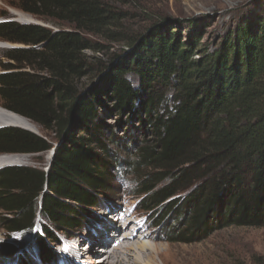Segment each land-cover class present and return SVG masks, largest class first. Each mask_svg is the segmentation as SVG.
Wrapping results in <instances>:
<instances>
[{
	"label": "trees",
	"instance_id": "16d2710c",
	"mask_svg": "<svg viewBox=\"0 0 264 264\" xmlns=\"http://www.w3.org/2000/svg\"><path fill=\"white\" fill-rule=\"evenodd\" d=\"M15 8L58 30L0 22V42L28 47L3 50L0 108L53 131L60 144L45 171L0 169V211L12 219H2L3 227L31 229L37 213L50 239L81 227L87 209L99 203L97 194L106 190L109 172L92 147L111 156L105 142L112 138L119 145L100 110L150 128L152 140L137 162L147 170L136 193L144 196L139 210L159 207L188 220L186 231L166 233L167 242L206 237L210 223L264 227V17L229 30L209 51L193 25L185 27L182 42L178 20L160 19L129 38L120 27L121 13L101 0H20ZM95 37L125 42L127 50L92 65L84 54L102 50ZM128 73L138 77V89ZM94 74L98 88L73 87L76 79ZM49 149L31 132L0 128V155ZM152 224L160 226L159 220ZM38 241L40 255L52 260L44 240Z\"/></svg>",
	"mask_w": 264,
	"mask_h": 264
},
{
	"label": "rangeland",
	"instance_id": "374dc122",
	"mask_svg": "<svg viewBox=\"0 0 264 264\" xmlns=\"http://www.w3.org/2000/svg\"><path fill=\"white\" fill-rule=\"evenodd\" d=\"M101 1L121 13L120 27H122V30L129 38L143 33L151 23L160 19L164 18L169 21L178 20L183 22L181 24L182 42L188 36V30H185V27L193 25L203 35L201 40L203 48H207L209 51L215 49V44L219 41L220 37L225 35L229 30H234L238 26L248 23H256L264 17V0ZM19 2L20 0H0V22L9 21L20 25H35L47 28L49 31L58 30L51 22L15 8L19 6ZM63 27L67 28V25ZM92 42L98 44L102 49L99 52L85 51V58L92 65H95V62L98 60L105 63L113 53H118L122 49L127 50L125 42H110L98 37L92 38ZM30 48L38 49L40 47L33 46ZM8 49L27 50L28 47L16 43L0 42V62L3 65L5 64L2 58L3 50L6 51ZM33 73L39 75L36 72ZM97 75L94 74L76 79L73 87L77 91L93 87V89H96L101 84ZM126 78L134 88H139V79L136 75L128 73ZM172 94L173 91L166 94L165 101H167L168 106L172 104ZM0 110L5 112L1 108ZM100 113L110 131L109 133L112 132V135L119 138V145L111 143L112 138H109V141L105 142L107 149L111 152V156L98 152L92 147L109 166V172L105 181L106 190H102L100 194H97L99 202L97 207L87 209V212L81 219V227L69 232L68 237L60 232H55V236L51 237V239L46 237L43 230H41L40 226L44 225V219L38 213L35 216V222L31 226V229L26 228L14 232L1 225L2 219H12L0 211V264H69L70 261L66 258L67 255L64 251L66 243L72 237L77 239L75 241H79L82 238L90 239L89 242L81 243V253L84 252L97 236L96 230L107 229L103 226L104 223L110 226L107 232L105 231L107 235L109 233V237L104 234V239L110 243L112 242L111 246H113L120 239L112 238V231L118 230L117 234L123 231L120 228L122 223L118 221L121 217V212H130L132 215L131 219L141 223L144 226L142 229L149 232L150 238L146 237L140 244H144L148 248H153L156 245L161 252L168 251L167 258L169 261L175 255H185V264H264V227L246 228L232 226L218 228L219 223H210L212 232L206 237L202 234H197L192 237L193 242L190 244L167 242L166 233L170 230H174L175 232L186 231L188 229V220L187 216L181 218L180 216L172 215V212L169 213V210L159 209V207L152 209L150 212L139 210L141 199L144 196L136 195V193L139 191V181L147 170L143 167L138 168L137 162L140 149L147 144L149 145L152 140L150 128L141 124L136 119L132 122H127L128 116L126 114L109 116L108 113L102 110H100ZM29 123L31 126L33 125V128L23 127L17 123L2 125L0 128L14 127L31 132L45 139L50 149L36 154H17L22 158H18L19 160L14 164H0V169L7 166H18L45 171L50 165L53 151L59 146L60 139L57 138L53 131H44L39 125L31 121ZM0 156L4 158L7 155ZM178 195L183 196L184 194ZM181 199L182 197L174 201ZM214 212L212 215H214ZM12 218L16 219L15 217ZM156 220L160 222L159 227L152 224ZM130 225L135 227L134 225L136 224L133 222ZM214 228L216 229L213 230ZM39 239L44 240L48 250L54 255L52 260L47 261L40 255L37 248L39 246ZM95 241H97L98 246H95L96 250L94 251L102 249V251H105L110 256L108 250H106L110 243L104 245L100 243V240L95 239ZM129 244H133V247L136 246V242H129ZM11 246L19 249L16 257H11ZM36 248L37 251H35ZM121 250H119L118 255L122 258H127L126 252H121ZM141 254L144 256L145 252ZM102 255L103 253H95L93 257L95 262ZM80 259L82 258H78L77 261ZM154 262L155 264H162L157 255H154ZM142 263L144 264L143 261ZM78 264L84 263L79 261Z\"/></svg>",
	"mask_w": 264,
	"mask_h": 264
},
{
	"label": "bare ground",
	"instance_id": "6f19581e",
	"mask_svg": "<svg viewBox=\"0 0 264 264\" xmlns=\"http://www.w3.org/2000/svg\"><path fill=\"white\" fill-rule=\"evenodd\" d=\"M10 123H17L23 127L33 128V125L31 126L29 122L22 119L21 117L6 112V110L5 112L0 110V126L7 125ZM18 158H22V157L7 155L6 157L1 158L0 156V164H4V163L14 164L17 160H19ZM131 218L132 215L130 212H126V213L121 212V217L118 219V221L122 223L120 228L123 229V231L120 230L121 232H119V234H117L118 230L112 231V233L115 234L112 235L111 233V237L116 239L119 238L120 240L117 241L115 248H113V250L111 251L110 256L107 255L105 251H102V249H98V251H94L96 250L95 246H98V243L97 241H95V239L100 240V243L104 245L110 243L106 241L103 236L104 234L107 235L105 231L107 232V230L110 228L109 224H106L102 221L104 223L103 226L106 227L107 229L104 230L101 228L102 230H96L97 236L95 237V239L93 238L94 240H92V244H90V246L87 247V249L82 253H81V243L89 242L90 239L82 238L79 241H75L77 239L76 238L74 239L72 237V239L68 241V243H66V245L64 246V251L66 252L67 255L66 258H68V260L70 261L69 264H78L79 261H82L84 264H143L142 261L144 262V264H155L154 255H157V257L159 258L162 264H185V255H178V256L175 255L169 261L167 258L168 251L165 250L161 252L159 247L156 245H154L153 248H148L146 245L140 244L143 242V240L146 237L150 238V234L148 231H144L142 229L144 226L141 223L136 222V220L134 221ZM133 222H135L136 224L134 225L135 227H132L130 225ZM129 227L131 228L129 229ZM107 237H109V233ZM129 242H136V246L133 247L134 245L129 244ZM111 244L112 242L109 244L106 250L110 249ZM119 250H121V252H126L127 258L126 257L122 258L121 256H119L118 255ZM142 252H145L144 255L145 259L144 256L141 254ZM95 253H103V255L97 259V262H95V260L93 259ZM78 258H82V259L77 261ZM101 259L102 261L98 262V260Z\"/></svg>",
	"mask_w": 264,
	"mask_h": 264
},
{
	"label": "water",
	"instance_id": "95a60500",
	"mask_svg": "<svg viewBox=\"0 0 264 264\" xmlns=\"http://www.w3.org/2000/svg\"><path fill=\"white\" fill-rule=\"evenodd\" d=\"M19 252V249L17 247H12L10 248V254H11V257H16L17 253Z\"/></svg>",
	"mask_w": 264,
	"mask_h": 264
},
{
	"label": "built area",
	"instance_id": "2783aa9c",
	"mask_svg": "<svg viewBox=\"0 0 264 264\" xmlns=\"http://www.w3.org/2000/svg\"><path fill=\"white\" fill-rule=\"evenodd\" d=\"M196 58H198V56Z\"/></svg>",
	"mask_w": 264,
	"mask_h": 264
}]
</instances>
